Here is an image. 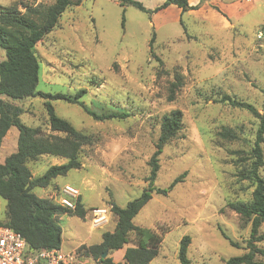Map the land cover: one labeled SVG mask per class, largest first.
Here are the masks:
<instances>
[{"label":"rangeland","instance_id":"rangeland-1","mask_svg":"<svg viewBox=\"0 0 264 264\" xmlns=\"http://www.w3.org/2000/svg\"><path fill=\"white\" fill-rule=\"evenodd\" d=\"M140 1L148 11L122 6L118 0H81L38 43V90L75 94L85 89L81 100L89 108L101 113L113 107L130 114L101 121L77 104L52 100L55 112L93 141L80 150V168L35 192L57 201L65 184L78 187L88 213L85 218L60 219L62 249L71 251L81 241L100 243L117 222L111 202L125 206L148 186V162L156 150L162 117L180 109L182 129L165 145L155 180L156 187L168 192H153L134 222L163 236L160 252L149 264H180L178 251L185 235L191 237L192 264H225L245 253L251 238V222L229 203L252 200L255 186L242 173L250 162L260 119L219 100L228 94L264 114V0H193L201 1L200 8L185 12L183 24L177 6L155 10L164 0ZM53 2L0 0V10L15 6L24 11L25 6ZM5 58L0 48V61ZM175 70L183 74L184 83L170 100ZM45 101L38 96L15 103L24 109L25 124L57 134L50 130ZM224 130L238 138H224L220 134ZM17 137L18 129L12 127L0 145V162L17 150ZM240 155L246 165L237 162ZM65 162L63 157L43 155L28 166L38 176ZM260 174L264 177V165ZM180 175L184 178L171 189ZM95 205L109 207V221L90 231L89 209ZM5 211L6 200L0 196V223L6 219ZM263 233L264 223L259 229ZM257 246L264 250V240ZM256 259L264 261V254L258 253ZM80 260L98 264L94 259Z\"/></svg>","mask_w":264,"mask_h":264},{"label":"trees","instance_id":"trees-1","mask_svg":"<svg viewBox=\"0 0 264 264\" xmlns=\"http://www.w3.org/2000/svg\"><path fill=\"white\" fill-rule=\"evenodd\" d=\"M118 1L122 6L131 4L143 11H148L140 0ZM80 2L81 0H54L50 5L25 6L24 11H20L15 6L2 7L0 10V48L6 52V58L0 61V145L12 127L18 129L17 150L0 162V196L6 200V219L0 223V226L9 227L21 233L31 250L61 248L63 232L60 216L67 214L85 218L88 213L80 200L81 197L77 200L76 209L71 210L35 192L37 187H48L58 176L80 168V150L83 145L93 141L91 135L77 129L70 121L60 117L55 112L52 100L77 104L88 115L101 121L124 119L130 114L124 109L113 107L98 113L81 100V97L86 94L85 89L75 94L38 90L40 61L36 47L56 29L63 14L72 6L79 5ZM171 4L181 9L180 21L183 24V14L200 8L201 1L192 5L190 0H164L155 10L166 8ZM154 41L155 34L150 42L151 48ZM157 59L163 65V60L160 57ZM183 79V74L175 70L174 80L170 87V100L174 99L176 91L183 85ZM38 96L45 98L49 127L57 134H46L41 126H29L22 121L21 116L24 109L15 101ZM219 101L244 108L260 119L256 139L247 158L250 162L246 165V158L241 155L239 157L241 159L237 161L246 165L242 177L250 179L255 186L252 200L229 203L233 210L251 222V238L247 241V251L242 255L228 258L225 264H264V261L256 259L258 253L264 254V250L257 246V242L264 240V233L259 234V229L264 223V177L260 174V169L264 165V114H261L252 104L228 94H224ZM182 126L183 112L180 109L172 110L162 117L156 150L148 162L150 166L146 179L148 186L144 188L139 197L128 201L125 206L111 202V210L117 217L115 228L105 231L100 243L79 246V258H92L98 264H114L112 254L124 247L126 248L124 254L126 264H149L158 256L163 236L136 224L134 218L150 201L153 192L159 194L168 192L167 188L155 186L160 168L159 158L165 145L178 135ZM220 134L228 139L238 138L237 134L230 130H224ZM43 155L63 157L67 159V162L51 165L43 174L34 176L28 162ZM182 178L184 175L178 176L170 188L172 189L182 181ZM190 242L189 235H185L180 242L178 251L180 264H192L188 257ZM230 242L233 245L237 244L231 239ZM105 252L107 255L104 257Z\"/></svg>","mask_w":264,"mask_h":264},{"label":"built area","instance_id":"built-area-1","mask_svg":"<svg viewBox=\"0 0 264 264\" xmlns=\"http://www.w3.org/2000/svg\"><path fill=\"white\" fill-rule=\"evenodd\" d=\"M62 196L56 202L71 210L76 209L77 200L81 196L78 187L65 184ZM109 207H93L91 229L101 228L109 221ZM0 264H82L78 249L64 251L61 248H44L31 250L21 233L0 226Z\"/></svg>","mask_w":264,"mask_h":264},{"label":"crops","instance_id":"crops-1","mask_svg":"<svg viewBox=\"0 0 264 264\" xmlns=\"http://www.w3.org/2000/svg\"><path fill=\"white\" fill-rule=\"evenodd\" d=\"M190 4H192V5H196V4H197V1L190 0ZM180 12H181V9H180ZM7 134H9V131H8ZM6 137H7V135L5 136V138H6ZM5 138H4V140H5ZM37 194H39V193H37ZM39 195H40V196H43V195H41V194H39ZM80 200H81V202L83 203V199H80ZM101 206H103V205H95V206H91L90 208H93V207H101ZM65 215H67V214H62V215L60 216V219H61L63 216H65ZM115 225H116V224H115ZM96 229H97V228H96ZM93 230H95V229H93ZM93 230H92L91 227H90V231H93ZM82 244H86V245L90 246V244H88L86 241H81L78 245L74 246V247L72 248L71 251L78 249L79 246H81ZM61 249H62V245H61ZM125 250H126V248L124 247V248H121V249L115 251V252L112 254V256H113V260H114V263H117V262H119V261H121V260L125 263V261H124ZM120 253H121V254H120ZM88 259H92V258H88ZM125 264H126V263H125Z\"/></svg>","mask_w":264,"mask_h":264},{"label":"water","instance_id":"water-1","mask_svg":"<svg viewBox=\"0 0 264 264\" xmlns=\"http://www.w3.org/2000/svg\"><path fill=\"white\" fill-rule=\"evenodd\" d=\"M106 255H107V252H105L103 256L105 257Z\"/></svg>","mask_w":264,"mask_h":264},{"label":"bare ground","instance_id":"bare-ground-1","mask_svg":"<svg viewBox=\"0 0 264 264\" xmlns=\"http://www.w3.org/2000/svg\"><path fill=\"white\" fill-rule=\"evenodd\" d=\"M121 254V253H120Z\"/></svg>","mask_w":264,"mask_h":264}]
</instances>
